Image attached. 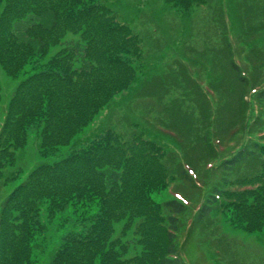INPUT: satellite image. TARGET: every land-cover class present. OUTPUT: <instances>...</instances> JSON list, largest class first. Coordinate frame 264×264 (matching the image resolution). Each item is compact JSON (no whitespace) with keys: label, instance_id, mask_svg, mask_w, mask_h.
I'll list each match as a JSON object with an SVG mask.
<instances>
[{"label":"trees","instance_id":"1","mask_svg":"<svg viewBox=\"0 0 264 264\" xmlns=\"http://www.w3.org/2000/svg\"><path fill=\"white\" fill-rule=\"evenodd\" d=\"M164 2L171 6L169 11L174 10L184 19L195 8L209 9L212 18L220 20L217 31L231 61L229 52L233 47L227 39L230 27L223 21L224 7H212L211 0ZM204 4L206 9L202 7ZM241 6V11L248 9V15L254 10L262 11L264 0H242ZM240 10L230 6L228 15L233 26ZM150 13L153 16L156 12ZM156 16L159 18L161 12ZM188 22L177 25L174 30L177 36L187 38L195 33L205 36L207 26L192 27ZM244 24L248 30L250 21ZM252 28L248 34L253 39L263 37L264 26ZM68 33L78 34L84 44L78 41L49 55L53 47L62 45ZM143 42L142 35L129 22L120 20L98 0H0V69L17 81L9 94L0 127V180L3 169L13 165L22 153L31 130L39 138V154L47 156L69 145L118 95L131 89L139 77L132 62H146ZM243 43L254 45L245 39ZM193 51L202 62L213 60L210 53L204 56L195 47ZM234 62H230L233 72L241 82H246V76L240 74L241 66ZM168 67L174 68L162 77L150 76L138 84L136 91L142 93L141 101L155 98L152 103L167 104L173 111L184 107L180 102L184 92L193 96L198 93L201 102L208 105L204 115H210L207 94L204 96V90L186 75L185 65L176 60ZM170 91L177 93L164 99ZM2 95L0 81V102ZM255 95L260 115L264 110V88ZM248 109L243 98L241 117ZM199 113L202 115L201 109ZM256 119L248 127L244 117L238 130L244 129L242 125L252 129L254 123L257 125ZM136 129L126 135L117 132L114 126L106 127L71 154L33 165L25 179L0 200V264H35L37 237L47 231V223L40 218L41 209L54 217L68 204L83 210L95 206L97 213L89 217L90 225L84 233L69 232L63 237L49 264H192L182 256V244L177 242L181 219L191 206L196 207L186 229L193 231L197 225H203L223 199L235 212L237 209L246 212L240 221L248 231L264 226V138L260 136V140L239 146L237 151L217 161L219 149L206 137L204 156L206 160H216L208 169L221 170L220 181L211 186L199 204L187 196L159 202L154 199L155 194L172 179L169 169L175 158L171 156L177 157L176 173L183 183L196 182L191 165L187 167L191 163L186 157L187 161L182 160L178 152L183 151L182 144H175L177 151L171 153L167 144L148 139ZM241 170L247 174L227 177ZM251 198L253 202L249 204ZM121 221L123 226L116 236L115 223ZM130 227L137 246L141 247L132 256L130 244L126 243L132 239L121 236Z\"/></svg>","mask_w":264,"mask_h":264},{"label":"rangeland","instance_id":"2","mask_svg":"<svg viewBox=\"0 0 264 264\" xmlns=\"http://www.w3.org/2000/svg\"><path fill=\"white\" fill-rule=\"evenodd\" d=\"M229 1L233 8L242 9V0H211L214 4L212 7H224L226 14L223 15V21L230 27L227 39L233 47L232 52H229L232 55L231 61L241 66L240 74L246 76L242 75L246 82H241L233 72L234 69L230 66L231 61L226 54L227 50L225 51L217 31L220 27V20L218 17L213 19L208 13L209 9L202 11L199 7L195 8L189 13V17L184 19L180 18L174 10L169 11L171 6L164 0H98L99 3L109 6L120 20L129 22L133 29L135 28L137 33L142 35L146 62L144 64L138 60L132 62L139 77L131 89L118 95L82 132L71 140L69 145L59 147L47 156L39 154V138L31 130L28 142L21 150L22 153L17 155L15 163L6 166L2 171L0 200L4 199L13 187L25 179L37 162H53L71 154L106 127L114 126L117 132L126 135L131 134L133 128H137L136 131H143L144 133L141 134H146V138L167 144L171 153L177 151L175 144H182L184 149L178 152L182 160H188V163H191L187 167L191 165L190 171L196 182L187 184L180 180L176 173L179 171L178 160L176 155H172L171 158H175L169 169L172 179L166 188L155 194L154 199L162 202L171 198L181 200L187 196L193 203H201L211 186L220 181L222 177L219 173L221 170L208 169L212 163H216V160H211L212 158L206 160L207 157L204 156L206 154L205 138L211 139V143L219 149V154L215 156L217 161L237 151L239 146L260 140V136L264 138V110L258 115L259 103L257 105L255 100L256 91L264 88V33L260 39L258 37L253 39L251 33L248 34V31L253 29L252 26H264V9L251 11L248 15L246 14L247 8L245 11L240 10L241 14L235 17L237 22L233 26L232 17L228 15L231 6ZM258 3L261 6V1ZM202 7L206 9L207 6L204 4ZM150 12L156 13L152 16ZM157 12H161L159 18L156 16ZM171 17L172 23L170 22ZM152 20H157V25L151 24ZM246 20L250 21L248 30L244 24ZM187 21L192 27L207 26L205 36H199L197 33L191 34L192 36L189 34L187 38L177 36L174 31L177 25H185ZM244 39L254 45H245ZM78 41L84 44L78 34L68 33L62 40V45L53 47L49 55L59 49L70 48ZM164 43L166 46L163 45ZM193 47L199 52L202 51L204 56L208 53L212 54L213 60L200 61L199 54L193 51ZM176 60L185 65L188 73L186 75L197 83L200 90H204L202 92L204 96L207 94L205 97L210 104V115H204L208 105L201 102L202 97L198 93L193 96L190 92H184L183 98L180 99L184 107L173 108V111L166 107L167 104L159 105L156 101L152 103L155 98L148 102L141 101L142 93L136 91L138 84L144 78L149 79L150 76L162 77L174 68L168 66ZM0 81L3 93L0 102L1 127L9 94L12 93L17 81L8 77L1 69ZM176 93V91H170L164 99H170ZM243 98L249 106V109L244 112L247 126L250 127L254 119L259 117L256 119L257 125L254 123L252 129H246L242 125L244 129L240 131L238 129L244 118L241 117L240 112ZM178 117L181 118L176 121ZM245 174L247 173L241 170L227 177H241ZM252 202V198L248 199L249 204ZM227 204L224 199L221 200L202 226L197 225L195 230L187 231L196 210V207L191 206L181 219L177 240L179 244H182L180 253L192 264H264V226L259 230L248 231L246 224L240 221L245 218L246 212L239 209L235 212ZM96 209L92 206L85 211L83 208L76 209L75 206L68 204L58 210L54 217H49L45 208H42L40 218L41 221L47 223V231L37 237L35 245L37 248L34 249L35 264H49L63 237L69 232L84 233L90 225L88 219L97 213ZM123 221L115 223L114 235L117 236L120 232ZM121 236L125 239H132L126 242L130 244L129 255L132 256L141 250L134 239L132 227L125 235L121 233Z\"/></svg>","mask_w":264,"mask_h":264}]
</instances>
